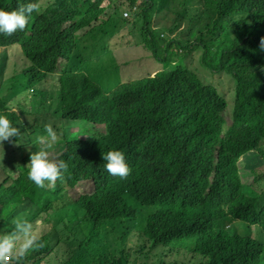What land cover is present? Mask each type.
I'll list each match as a JSON object with an SVG mask.
<instances>
[{"label": "trees", "instance_id": "16d2710c", "mask_svg": "<svg viewBox=\"0 0 264 264\" xmlns=\"http://www.w3.org/2000/svg\"><path fill=\"white\" fill-rule=\"evenodd\" d=\"M136 1L46 0L25 30L0 34V76L8 68L11 79L0 93V115L21 131L0 148V233L31 209L44 246L23 264H128L130 236L140 241L143 264H258L264 192L242 183L237 162L264 164V0ZM28 2L0 0V9ZM124 8L141 16L142 25L128 30L141 25L140 37L118 36L108 46ZM166 12L176 19L164 27L169 31L190 23L182 35H163L151 24ZM100 32L109 37L107 49L101 62H89L83 51ZM17 45L28 66L19 65ZM112 49L133 51L118 61ZM191 52L203 70L231 78L232 106L186 61ZM101 68L121 81L106 83L96 73ZM52 75L55 101L36 99ZM29 89L28 106L8 104L10 92ZM49 124L56 133L50 158L66 161L68 170L54 187L39 188L27 164ZM110 150L125 154L126 179L105 170L102 154Z\"/></svg>", "mask_w": 264, "mask_h": 264}, {"label": "rangeland", "instance_id": "374dc122", "mask_svg": "<svg viewBox=\"0 0 264 264\" xmlns=\"http://www.w3.org/2000/svg\"><path fill=\"white\" fill-rule=\"evenodd\" d=\"M46 1V0H41V4ZM136 3H139V0L136 1ZM102 4H106V1L103 2ZM127 13V15H124V13ZM120 14L121 15V24H119V26L117 27V33L115 36H113L111 39H109V37H105V34L103 33H98L96 35H93V38H95L94 42H92L93 38L90 39V43L88 45V47L86 48L85 51H83V55L89 59V62L92 61L94 62H101V57L104 56L105 51L107 49V39L108 40V46L114 42H118V36H123V37H128L129 40L133 41V36L140 37V32H139V28H141L142 25V20H141V16H136L133 14V10L124 8L120 10ZM137 20V22L135 21ZM176 20V19H175ZM174 17L172 14H170L169 12L166 13H160L158 15H153L152 20H151V24L154 26V28L156 29H161L163 35H167V36H173V35H182L181 34V28H183V30H185V28L187 26H189L190 23L186 22H182L179 26L181 28H176L173 29L171 31H169V29L164 28L166 26H171L175 23ZM136 22V23H135ZM133 23L135 24V26L133 25ZM141 23V25L138 28V32H134V34H129L128 30H135L137 29V26ZM171 28V27H170ZM156 34V33H155ZM131 46H134L132 48H138V45H135L134 42L132 43ZM15 49L18 50V55L20 57L19 60V65H23L26 64L27 66L29 65V62L27 60H25L22 57V53H21V49L19 47V45H17V47H14ZM4 50L5 49H0V69H2V65H3V54H4ZM127 50V51H126ZM110 51V50H108ZM113 52H116V54H114V57H117L118 61L121 60L122 56L125 55H129V58H131V53H132V49H124V54L120 49H112ZM178 52L180 53V51L178 50ZM197 56H198V52H191L189 55L186 56V61L192 63L195 67H197L198 69H200L203 77L205 79H207L214 87H216V89L218 90V92L220 93V95H222L228 102V104L230 106H232V91L234 89V82L231 80V78H229L227 75H225L224 73H213L210 74L209 72H207L206 70H203V66L201 65L199 59L197 60ZM126 57V56H125ZM152 58V57H151ZM16 59L13 55V57L11 58V60ZM14 61V60H13ZM149 64L153 65L154 67H161V63L157 62L155 59H152L149 61ZM126 67V66H124ZM102 71L96 72L102 79H104V81L106 83L109 84H117L121 81V77H119L118 80H115L114 78H112L111 76H105L104 74L107 72L106 70H103V68H101ZM21 70V69H20ZM109 70H115V66L112 65L111 68H109ZM108 70V71H109ZM128 70V68L126 70H124L122 72V74H126V71ZM122 71V68H120V72ZM6 74L4 76H0V93L1 95L6 93V85L8 86L10 84L11 79L9 78V74H8V68L5 69ZM4 83V85H3ZM43 89H45V92H41V94L38 93V95H36V99L37 98H44V99H48L50 96L54 97V101L57 97V80L55 76H48L47 78H45V81L43 83ZM32 90L29 89L27 91L25 90H18L16 93H11L9 94V98H8V104L12 105L13 107L16 105L17 101H21V104H25L23 102H26L27 106H28V102L29 100H31L32 98ZM34 100V98H33ZM51 101V100H50ZM38 114V113H36ZM24 117L26 115H23ZM42 116H47L45 113L42 114ZM78 129V126L76 125L75 127L72 128V130H76ZM81 138H85L86 134H81L80 135ZM56 138V136H55ZM54 138V139H55ZM47 140L49 141V145H51V142L53 141L52 137H48ZM50 153L53 155L55 154V157L58 156L60 154V151H53L51 150ZM19 172V171H18ZM17 171H12L11 175L12 176H16ZM237 174L239 179L242 181V183L245 186H250L251 188H253L256 192H264V164L260 165V166H254V168H252V166L250 165H244L242 160H239L237 162ZM87 186L90 185L89 182H86ZM31 209L27 210V211H23L21 213H19L17 215V217H24L27 218L29 221L31 220ZM16 217V218H17ZM15 218V219H16ZM13 219V221L15 220ZM13 221H11V223L8 225V227L6 228V230H10L13 226ZM253 235H257L256 232L253 230L252 231ZM132 243L131 244V248H130V255L128 256L130 261L128 264H143V259L141 257L137 258V248L138 245L140 244V241H138L137 243L135 242L136 240L133 238L132 239ZM148 247H145L144 250H146ZM143 250V251H144ZM156 255H159V251L156 250ZM178 258H181V255L178 256ZM134 259V261H133ZM166 260L168 259L165 258ZM148 262L150 264H155L152 259H149ZM258 264H264V252H262V254L259 257V261Z\"/></svg>", "mask_w": 264, "mask_h": 264}, {"label": "clouds", "instance_id": "9594fccd", "mask_svg": "<svg viewBox=\"0 0 264 264\" xmlns=\"http://www.w3.org/2000/svg\"><path fill=\"white\" fill-rule=\"evenodd\" d=\"M41 11V0L20 3L11 11L0 9V34L12 36L17 31L25 30L32 14ZM259 47L264 50V37L260 38ZM260 68L264 71V66ZM45 130L50 137L55 138L56 133L50 124L45 125ZM20 134L18 127L13 126L6 116L0 115V148L3 149L5 141L15 143L16 137ZM39 143L41 147L30 154V161L27 164L29 166L28 179L39 188L54 187L58 179H63V173L68 170V163L64 160L50 158V145L47 139L41 138ZM102 155L105 161L104 168L109 175L121 179L129 176L131 169L122 151L110 150ZM133 238L136 243L138 242L135 237L130 236L128 243L130 246ZM43 246L40 235L34 231L33 223L27 218L17 217L10 230L0 233V264H23L31 251Z\"/></svg>", "mask_w": 264, "mask_h": 264}, {"label": "built area", "instance_id": "2783aa9c", "mask_svg": "<svg viewBox=\"0 0 264 264\" xmlns=\"http://www.w3.org/2000/svg\"><path fill=\"white\" fill-rule=\"evenodd\" d=\"M124 15H127V13L125 12Z\"/></svg>", "mask_w": 264, "mask_h": 264}]
</instances>
